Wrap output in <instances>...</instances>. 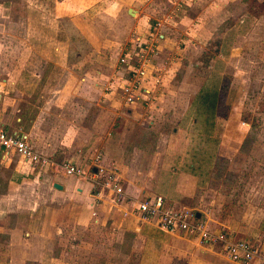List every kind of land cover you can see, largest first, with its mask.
<instances>
[{
	"label": "crops",
	"instance_id": "1",
	"mask_svg": "<svg viewBox=\"0 0 264 264\" xmlns=\"http://www.w3.org/2000/svg\"><path fill=\"white\" fill-rule=\"evenodd\" d=\"M70 1L75 3L72 4V8L68 4ZM86 1L88 0H55L49 12L51 15L52 12H56L55 18H60L57 24L62 21L61 25L58 24L59 31L57 27L56 31L48 29L50 37H44L47 38V43H44V39L43 41L31 37L27 39L26 43L31 48L37 41L40 47L49 53V57L44 61L46 70L44 69L40 76L35 74L24 76L25 81L30 82L29 86L38 84L37 89L18 88V85L14 84L16 81L11 80L9 74L6 78H0V126L7 134L27 136L32 148L48 157L54 164L66 162L86 168L89 160L97 153L100 154L106 167L113 165L116 169L128 200H139L151 194L154 196L160 194L167 198L165 185L161 189V184L169 175L156 172L149 173V176L140 173H136V177L130 176L119 161L108 160L100 151L94 152L95 148L103 147L107 150L112 138L111 132L102 135L96 131L108 124V129L113 130L114 120L126 121L127 117L137 115L136 110L143 114L152 112L160 114L161 110L156 113L154 111V108H157L156 100L171 95H174V98L179 96L178 75L185 69L186 63L191 61L190 59L188 61L186 49L196 44L180 35L203 29L200 32L202 45L198 43L196 45L200 50L195 57L196 62L203 54L204 46L209 45L212 40H216L217 49L221 52V47L227 40L234 41L235 37L238 38L235 25L240 22L241 10L246 0H166V3L163 0H153L157 7L165 6L169 2L174 3L176 6L174 10H180V13H176L189 23L190 28L183 30L179 24L178 26L174 24L173 29L164 25L159 28L153 64L161 75V84L153 94L152 100L147 103L139 102L133 106L123 105L118 92L114 90L116 80L124 72L118 69L117 60L123 48L128 45L127 41L118 48L119 56L114 59L115 61L109 62L110 59L104 56L108 50L104 37H100V43L96 45L95 40H87L82 34L83 31L77 29L71 22L64 24L65 19H69V14L75 11V7L79 8L77 11L88 8L85 7ZM109 1L116 10L123 11L126 16L127 24L130 25V37L134 33L141 35L148 32L151 26L149 19L154 17L155 9L152 5L147 6L146 0ZM170 10L169 12L173 13L172 7ZM216 11L222 19L217 20L214 14ZM41 14L43 18L45 13ZM116 16L119 17L120 14ZM228 18L233 20V26L226 30L222 24ZM232 29L234 30L231 32ZM172 36L178 37V40L175 41ZM232 47H235L232 48V55H235V49H238L239 45H235L234 42ZM93 53L97 54L96 59L93 58ZM8 85L18 89H8ZM181 113L187 114L188 106ZM150 125L152 126L153 122H150ZM0 170L5 172L7 180L5 201L0 205V212H6L3 215L5 216L13 211L23 210L30 219L25 229H22L23 225L5 229L3 222L0 223V234L5 232L8 234V248L6 252L1 253V256L7 257L8 264L14 257L13 251H17L18 254L15 256L23 259V263L30 258V260L48 256L52 258V241L62 232L63 227L69 224L84 230L88 227L108 225L112 230H120V243L128 233L130 252L135 247V242L136 246L148 240L155 242L162 235L172 244L169 249L171 254L167 256L170 264H182V261L177 259L183 253L186 258L184 264H241L230 261L212 246L200 244L197 239L187 235L164 233L150 224L140 222L130 216L132 207L130 201L115 204L106 191L99 187L93 190L88 181L65 176L55 167L33 169L18 156L12 153L4 155L0 150ZM162 170L163 168L159 172ZM54 184L60 186V190L55 189ZM188 188L196 190L193 185ZM175 194L170 198L179 200L180 197ZM193 203L198 205L195 208L197 214L205 219L207 224L209 221L214 222L213 226L226 231L234 239L249 241L264 252V210L250 207L251 210L245 209L239 215L230 211L225 219L218 220L213 217L211 207L202 205L200 201ZM35 220H38L36 223L40 227L38 232L29 230L31 226L36 225Z\"/></svg>",
	"mask_w": 264,
	"mask_h": 264
},
{
	"label": "rangeland",
	"instance_id": "2",
	"mask_svg": "<svg viewBox=\"0 0 264 264\" xmlns=\"http://www.w3.org/2000/svg\"><path fill=\"white\" fill-rule=\"evenodd\" d=\"M54 1L0 0V78H6L9 74L18 88L37 89L38 84L29 86L30 82L25 81L24 76H40L46 68L44 61L49 53L36 40L44 39V43H47L46 39L50 37L48 29L56 31L57 27L59 31L62 21L58 25L57 20L60 18H55L56 12H52L53 16L49 12ZM163 1L166 3V0ZM261 3L264 0H246L245 6L242 5L246 8L242 7L240 22L236 24V20L234 21L238 38L223 42L221 52L217 49L218 46L217 52L210 50L208 45L204 46L203 54L197 62L195 57L200 50L196 45H202L200 32L203 29L181 34V37L196 44L194 48L189 46L186 49L188 61H191L186 63L185 69L178 75L179 96L174 98L171 95L156 100L157 108L154 111L156 113L161 110L160 114H143L136 110L137 115L127 117L126 121L114 120L113 130L108 129L109 124L105 125L96 133L105 135L106 132H111L108 149L95 148L94 152L100 151L108 160L119 161L132 177H136V173L146 176L156 172L170 175L171 167H176L180 174L197 180V191L200 194L193 202L200 201L202 205L211 207L213 217L218 220L225 219L230 211L239 215L245 209L251 210L250 207L264 210V6L261 7ZM68 4L72 8L75 3L70 1ZM155 4L153 0H146V5H152L155 9L154 17L149 19L151 26L159 21L172 29L175 28L174 24H179L183 30L190 28L189 23L177 14L180 10H174V3L158 7ZM87 6L82 11H77L79 8L75 7L64 24L71 22L83 31L87 40H95L96 45L100 37H104L108 45L104 56L110 59L109 62L115 61L119 56L118 48L126 41L129 44L133 40L129 36L130 25L127 24L126 16L123 11L116 10L109 0H88L85 7ZM171 7L173 13L169 12ZM219 10L220 8L217 9ZM217 11L214 13L215 17L217 20L222 19ZM42 12L45 13L43 18ZM118 13L119 17L116 16ZM222 25L228 30L232 28L233 20L225 19ZM30 37L36 39L33 48L26 43ZM174 38L175 41L178 40V37ZM234 42L239 47L235 49V55H232V48L236 47H232ZM207 51L213 54L206 59L203 56ZM95 53L93 58L96 59ZM118 66L121 70L119 63ZM222 83H226L228 87L224 102L228 105L229 112L225 119L213 117L212 122L206 119L202 124L198 121L193 123L194 107L185 115L181 113L186 106L189 107L193 95L201 85H212L217 89ZM8 86V89H18ZM205 110L210 112L207 103ZM150 122H153L152 126ZM165 164L168 166L165 167ZM163 166V170L159 172ZM0 174L2 205L7 180L5 172L0 170ZM167 180L161 184V189L163 185L164 189L168 187L166 185L171 179ZM4 213L6 212H0V223L3 222L5 229L14 225H23L22 229H25L30 220L23 210L3 216ZM130 216L134 217L132 211ZM208 224L207 227L211 230H219L213 226L214 222L209 221ZM29 230L38 232L40 227L36 223ZM5 233L0 234V264H8L7 257L1 256L8 248V234ZM160 236L155 242L148 240L143 244L140 242L139 246L135 242V247L130 252V236L125 235L120 243V230H112L108 225L84 230L69 224L52 241V258H30L23 263V259L15 256L17 251H13L14 257L9 264H170L167 256L171 254L169 249L172 244L168 238ZM14 249L17 250V247L14 246ZM185 259L183 253L177 260L184 264Z\"/></svg>",
	"mask_w": 264,
	"mask_h": 264
},
{
	"label": "built area",
	"instance_id": "3",
	"mask_svg": "<svg viewBox=\"0 0 264 264\" xmlns=\"http://www.w3.org/2000/svg\"><path fill=\"white\" fill-rule=\"evenodd\" d=\"M170 16L167 17L169 19ZM162 24L157 21L145 34H132L129 44L124 48L118 63L123 74L116 80V90L123 105L133 106L139 102L152 100L153 94L161 84V75L155 69L153 60L157 52L158 31ZM0 150L4 155L12 153L33 169L47 166L55 167L65 176H73L88 181L92 189L97 187L106 191L113 203L131 202L134 218L154 226L168 234L187 235L197 239L202 245L218 246L230 261L249 264H264V252L249 241L234 239L226 231L211 230L205 219L196 217L191 209L167 206L159 196H146L139 200H128L120 179L113 165L106 167L102 156L96 154L88 162L86 168L71 163L54 164L48 157L36 152L27 138L22 134H7L0 126ZM131 213V212H130Z\"/></svg>",
	"mask_w": 264,
	"mask_h": 264
},
{
	"label": "trees",
	"instance_id": "4",
	"mask_svg": "<svg viewBox=\"0 0 264 264\" xmlns=\"http://www.w3.org/2000/svg\"><path fill=\"white\" fill-rule=\"evenodd\" d=\"M260 6L261 7L264 6V3H261ZM216 47H217L216 42H211L208 45V48L210 50H213V52L214 51L217 52ZM209 51L204 52L203 58L207 59L213 54V52L208 53ZM208 86L209 85L206 84L201 85L198 91L193 95L189 103L190 108L188 107V111H190L191 107L192 108L194 107V112H193L194 118L192 120L193 123H196L198 121L202 124V122L206 119L212 122L213 117H222L225 119L228 115L229 107L224 102L225 94L228 88L226 83L220 84L217 89H215L214 86L212 85L210 87ZM206 103L209 106L210 112H207L205 110ZM164 166L166 167L168 165L165 164ZM164 166L162 168H164ZM166 169L169 170L168 167ZM170 171L171 174L168 176V180L169 178L171 180H169V182L167 180L169 184L166 185L168 187L164 189L165 193H168L167 198H165V196H161L164 204L167 206H178V207L181 206L183 208L185 206H191L193 208L190 209L197 213V210L195 208H197L198 205L196 206L192 202L195 200L196 195L200 194V192L197 191V189L199 188L197 185V180L183 173L180 174V172L176 167H171ZM190 185H193V187H195L196 190H192L188 188L190 187ZM174 193H176L175 196L178 195L180 197L179 200L177 199L175 200L173 198L172 200L170 198ZM125 235H129V234L127 233ZM213 248L220 251L218 246H213Z\"/></svg>",
	"mask_w": 264,
	"mask_h": 264
},
{
	"label": "water",
	"instance_id": "5",
	"mask_svg": "<svg viewBox=\"0 0 264 264\" xmlns=\"http://www.w3.org/2000/svg\"><path fill=\"white\" fill-rule=\"evenodd\" d=\"M129 14H130V13H129ZM53 187H54L55 189H57V190H60V188H61L60 186H58V185H56V184H54ZM196 217L198 218V214H196Z\"/></svg>",
	"mask_w": 264,
	"mask_h": 264
}]
</instances>
